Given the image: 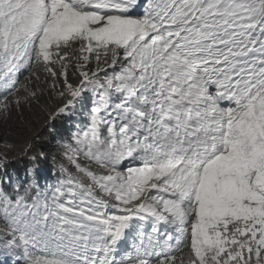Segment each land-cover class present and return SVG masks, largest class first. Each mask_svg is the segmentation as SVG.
Segmentation results:
<instances>
[{
    "label": "snow or ice",
    "instance_id": "6c2138e0",
    "mask_svg": "<svg viewBox=\"0 0 264 264\" xmlns=\"http://www.w3.org/2000/svg\"><path fill=\"white\" fill-rule=\"evenodd\" d=\"M77 106L53 184L40 138ZM13 112L30 134L0 154L12 264H264V0H0Z\"/></svg>",
    "mask_w": 264,
    "mask_h": 264
},
{
    "label": "trees",
    "instance_id": "16d2710c",
    "mask_svg": "<svg viewBox=\"0 0 264 264\" xmlns=\"http://www.w3.org/2000/svg\"><path fill=\"white\" fill-rule=\"evenodd\" d=\"M36 115H39V112L35 108L33 110V113H30L25 109L24 117L26 120H31L34 122ZM65 117L66 115L57 117L56 121L53 124V129H55V131H53L52 129H44L42 132L39 146L42 147L48 155V161L42 162V164H48L50 161H52V157L54 155L57 157V160L60 159L58 155L59 145L57 141L61 137L66 138L69 135L68 130H71V127L66 126L68 121L65 119ZM38 128L39 125H36L35 123L32 124L33 131H36ZM28 129H29V125L21 123L18 114L13 112L12 116H10L8 120H5L0 124V145L1 144L5 145L6 142H10L17 145L20 144L30 134ZM7 154L9 160L11 161L10 162L11 167L16 172H18L19 170L23 171L26 164L28 163L27 159L26 158L13 159L14 152L12 151H8ZM58 178H59V173L57 172L54 175L55 183L57 182ZM0 264H3L2 261H0Z\"/></svg>",
    "mask_w": 264,
    "mask_h": 264
},
{
    "label": "clouds",
    "instance_id": "9594fccd",
    "mask_svg": "<svg viewBox=\"0 0 264 264\" xmlns=\"http://www.w3.org/2000/svg\"><path fill=\"white\" fill-rule=\"evenodd\" d=\"M28 75H29L28 73H24V76L20 77L21 83H25L26 82L25 81V77L28 76ZM65 115H66L65 119L68 121L66 126L67 127H71V130H68L69 133L73 130L74 125L77 122V119L79 118L80 120H83V118H84V114L82 113L80 106H77L76 112L72 113L71 115H68V114H65ZM7 169L9 171L14 170L11 167L10 163L7 165ZM57 172L58 171L55 168H53V162L52 161H50L48 164H41V174L43 176H45L50 183H53V184L55 183L54 175ZM18 173L23 174V171L19 170ZM4 259H6V260H4ZM7 260H9V262ZM0 261H2L3 264L4 263L11 264L12 263V258L0 255Z\"/></svg>",
    "mask_w": 264,
    "mask_h": 264
},
{
    "label": "rangeland",
    "instance_id": "374dc122",
    "mask_svg": "<svg viewBox=\"0 0 264 264\" xmlns=\"http://www.w3.org/2000/svg\"><path fill=\"white\" fill-rule=\"evenodd\" d=\"M5 120L2 118V117H0V124L2 123V122H4ZM4 144H1L0 145V154H3L4 152H5V147L3 146ZM2 149V150H1ZM8 155V154H7ZM9 261V260H8Z\"/></svg>",
    "mask_w": 264,
    "mask_h": 264
}]
</instances>
